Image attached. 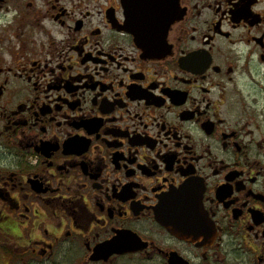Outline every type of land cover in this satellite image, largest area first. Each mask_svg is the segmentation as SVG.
Returning a JSON list of instances; mask_svg holds the SVG:
<instances>
[{
  "label": "flooded vegetation",
  "instance_id": "flooded-vegetation-1",
  "mask_svg": "<svg viewBox=\"0 0 264 264\" xmlns=\"http://www.w3.org/2000/svg\"><path fill=\"white\" fill-rule=\"evenodd\" d=\"M0 264H264V0H0Z\"/></svg>",
  "mask_w": 264,
  "mask_h": 264
},
{
  "label": "water",
  "instance_id": "water-1",
  "mask_svg": "<svg viewBox=\"0 0 264 264\" xmlns=\"http://www.w3.org/2000/svg\"><path fill=\"white\" fill-rule=\"evenodd\" d=\"M128 4L132 5L134 0H126ZM130 17L133 15L128 14ZM165 15L156 11L140 12L134 19L128 24V28L134 31L135 35L141 40V44L144 46L155 44L158 40L161 41L166 36L169 22L164 20ZM167 22V23H166Z\"/></svg>",
  "mask_w": 264,
  "mask_h": 264
},
{
  "label": "rangeland",
  "instance_id": "rangeland-1",
  "mask_svg": "<svg viewBox=\"0 0 264 264\" xmlns=\"http://www.w3.org/2000/svg\"><path fill=\"white\" fill-rule=\"evenodd\" d=\"M3 262H5V261H3Z\"/></svg>",
  "mask_w": 264,
  "mask_h": 264
}]
</instances>
